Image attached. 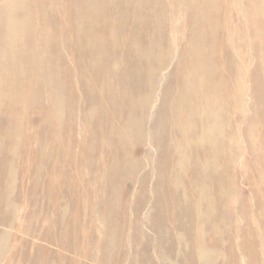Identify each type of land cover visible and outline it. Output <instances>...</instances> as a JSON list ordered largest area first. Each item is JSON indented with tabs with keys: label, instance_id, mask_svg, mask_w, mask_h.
I'll return each instance as SVG.
<instances>
[{
	"label": "rangeland",
	"instance_id": "obj_1",
	"mask_svg": "<svg viewBox=\"0 0 264 264\" xmlns=\"http://www.w3.org/2000/svg\"><path fill=\"white\" fill-rule=\"evenodd\" d=\"M164 1L166 33L174 49L171 63L156 78L155 101L146 114L144 129L151 138L191 28L190 4ZM0 4L5 14L0 18V264H264L262 146H251L245 136L236 138L224 179L217 169L206 179L217 187L223 184L216 200L219 214L230 219L227 224L216 226L213 213L199 209L176 211L186 222L168 223L159 216L158 202L178 203L181 194L151 188L149 199L139 200L142 174L150 170L151 187L158 178L154 141L132 146L131 158L143 162L141 170L122 167L123 153L113 138L92 144V117L82 116L86 97L77 96L72 121L66 109L59 113L57 101L66 95L59 91L56 70L42 66L29 49L30 37L66 31L67 0ZM14 73L18 79L10 85ZM250 87L242 112L237 109L233 118L237 128L263 109ZM196 198L183 194L188 203ZM200 216L208 224L200 226Z\"/></svg>",
	"mask_w": 264,
	"mask_h": 264
},
{
	"label": "bare ground",
	"instance_id": "obj_2",
	"mask_svg": "<svg viewBox=\"0 0 264 264\" xmlns=\"http://www.w3.org/2000/svg\"><path fill=\"white\" fill-rule=\"evenodd\" d=\"M164 2L67 0L69 17L63 28L69 34L44 31L38 39L30 37L29 49L42 66L56 70L59 91L67 98H57L59 113L66 109L72 121L77 117V96L86 97L82 116L92 117V144L101 137L113 138L123 153L122 167L141 170L143 162L131 158L132 146L154 141L158 178L151 187L150 170L142 174L140 201L149 199L151 188L181 194L178 203L157 201L161 219L184 224L186 217L176 216V211L199 209L213 213L216 226L227 224L230 219L219 214L216 200L218 190L224 192L223 184L217 187L206 179L216 169L223 175L238 137L245 136L253 147L262 146L264 161V0H186L188 41L174 64L173 81L164 90L157 134L151 138L144 129L146 114L155 101L156 78L171 63L174 49L166 33ZM10 77L12 85L18 76ZM250 85L263 109L243 129L237 128L233 118L237 109L242 112ZM185 193L197 198L185 202ZM208 222L198 219L200 226Z\"/></svg>",
	"mask_w": 264,
	"mask_h": 264
}]
</instances>
